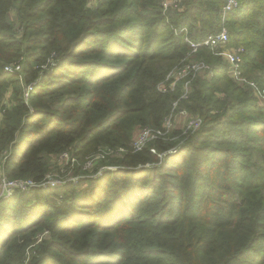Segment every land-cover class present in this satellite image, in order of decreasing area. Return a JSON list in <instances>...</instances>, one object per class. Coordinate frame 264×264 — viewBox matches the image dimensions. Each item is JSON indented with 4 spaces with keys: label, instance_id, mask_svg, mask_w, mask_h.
I'll return each mask as SVG.
<instances>
[{
    "label": "trees",
    "instance_id": "1",
    "mask_svg": "<svg viewBox=\"0 0 264 264\" xmlns=\"http://www.w3.org/2000/svg\"><path fill=\"white\" fill-rule=\"evenodd\" d=\"M162 1L0 0L5 177L41 183L48 155L83 168L103 152L81 184L0 200V264H264V107L220 48H198L211 75L192 77L180 100L201 117L197 131L175 152L166 135L132 151L134 129L161 127L180 95L158 85L189 51L185 37L218 32L226 2ZM226 20L244 77L264 87V0H239Z\"/></svg>",
    "mask_w": 264,
    "mask_h": 264
},
{
    "label": "built area",
    "instance_id": "2",
    "mask_svg": "<svg viewBox=\"0 0 264 264\" xmlns=\"http://www.w3.org/2000/svg\"><path fill=\"white\" fill-rule=\"evenodd\" d=\"M239 4V0H226L224 5L220 10V29L216 33L209 34L202 41L192 42L187 37H185L186 42L189 43L190 49L186 53V56L180 61V63L174 67L166 76L165 80L158 85V90L162 92L173 91L180 84V95L178 98L174 99L172 102V111L167 115L161 127L153 128L150 126H142L136 129L134 136L132 138V151L142 150L148 141L164 137L172 127L174 121V115L177 113L180 100L187 99L191 79L196 74L208 71L209 75L210 66L207 63H204L200 60L193 59L197 50L201 46H207L211 48H220L217 54L228 64L227 73L229 77L236 81L245 82L252 89L255 97L258 99L259 103L264 107V87L260 86L253 80L247 79L244 77L242 72V63L244 54V47L239 46H228L229 35L227 27V14L236 8ZM163 10L167 9H179L182 7V0H163L162 1ZM186 31V28H182L180 32ZM12 69L11 67H6V70ZM14 70V69H12ZM30 87H26L28 90ZM25 89V90H26ZM180 114H186L185 110H180ZM202 119L199 116H188L186 122V129L189 132H193L199 128L201 125ZM187 132V131H185ZM154 151V149H152ZM91 161H87L84 165V168H88ZM103 168V167H102ZM100 168V170L102 169ZM4 188H6L7 196L11 195L12 192L16 189L29 190L30 187L34 185L46 186V184L57 185V180H47L44 178L41 183H36L30 179H7L4 175L2 178Z\"/></svg>",
    "mask_w": 264,
    "mask_h": 264
},
{
    "label": "rangeland",
    "instance_id": "3",
    "mask_svg": "<svg viewBox=\"0 0 264 264\" xmlns=\"http://www.w3.org/2000/svg\"><path fill=\"white\" fill-rule=\"evenodd\" d=\"M88 3L90 6H92L94 4V0H89ZM10 18L13 21L12 23H13L15 31H16V29L18 28V24L15 21L13 13H10ZM20 66H21L20 64L14 63V62L9 65V67H12L14 69V71L18 72V73L21 70ZM174 66L169 69L168 73L174 68ZM43 67H44V69L46 68L45 65H43ZM19 78H20V76H19ZM24 89H26L25 85H23V90ZM11 100H12V90H11V87H9L8 90L4 93L3 100L0 102V115L5 111V109H4L5 105L8 102L10 103ZM3 102H5L6 104L4 105ZM185 108L186 107H184L183 104L179 103L177 113H175V115H174V121H173L172 127L169 130L170 136L166 134L167 138L165 140H163L164 142L167 141V142H171L173 144V146H171L169 148V150L167 151L168 153L175 152L180 147V144H182L185 141V139H187L190 135H192L193 133H195L197 131V130H195L193 132H189L186 129V122H187L188 116H196L197 117L199 115L196 113L189 112V110L187 108H186L187 109L186 110ZM180 110H185L186 114H180L179 113ZM136 129H134V131H133V134H132L133 136H134V133L136 132ZM185 131H187V132H185ZM119 150H122V149H119ZM101 153H103V152H99L97 154L91 153V154L86 156L85 161L86 162L91 161L88 168H86V169L84 167L82 168L80 166V164L82 163L80 161L82 159H78V158L73 157L70 159L71 162L68 161V159L70 158V154L67 155L68 152L61 153V154L48 155L47 161H48L50 170H48V172H46L45 178L47 180H50V179L51 180H57L59 183V186H62L64 183H68V182H72V181L78 182L81 184V182L86 177L85 175L88 172H91L92 169L96 168L97 167L96 163H98L102 160L103 154L101 155ZM162 154L163 153L158 155L160 159L162 158ZM92 155H94V156H92ZM93 159H95V160L92 163ZM75 161H77V162H75ZM1 164H2V162L0 163V200L3 198H6V196H7V194H6L7 190H6V188H4V184L2 181V178L4 177V172H3V168L1 166ZM85 164L86 163H84L83 166ZM100 166H98V168H100Z\"/></svg>",
    "mask_w": 264,
    "mask_h": 264
}]
</instances>
